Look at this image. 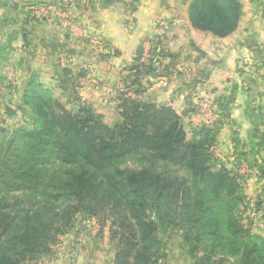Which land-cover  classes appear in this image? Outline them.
Listing matches in <instances>:
<instances>
[{
    "label": "trees",
    "instance_id": "trees-1",
    "mask_svg": "<svg viewBox=\"0 0 264 264\" xmlns=\"http://www.w3.org/2000/svg\"><path fill=\"white\" fill-rule=\"evenodd\" d=\"M241 14L239 0H190L188 7L195 28L219 37L237 28ZM141 52L130 68L136 96L159 67L153 56L162 55L157 45L146 61ZM21 99L24 124L12 137L0 126V264L51 255L81 218L108 227L112 264H160L168 257L163 234L173 232L191 264H264V235L242 222L246 176L213 156L219 107L213 123L192 125L188 137L171 106L137 97H123L113 125L87 105L67 108L35 74ZM257 145L254 152L237 146L233 156L264 180V131Z\"/></svg>",
    "mask_w": 264,
    "mask_h": 264
},
{
    "label": "crops",
    "instance_id": "crops-1",
    "mask_svg": "<svg viewBox=\"0 0 264 264\" xmlns=\"http://www.w3.org/2000/svg\"><path fill=\"white\" fill-rule=\"evenodd\" d=\"M56 1L0 0V106L3 98L22 93L35 74L41 83L55 84V96L67 108L87 105L108 125L119 120L128 95L171 106L190 130L197 102L207 94L221 100L220 106L215 102L221 110L213 147L217 165L234 169L237 146L259 149L252 144L264 131V0H239L238 26L223 37L191 24L190 0H72L65 21L28 16L30 5ZM159 29L164 33L158 35ZM145 39L160 47L161 62L153 77L142 78L145 90L136 96L130 68ZM251 170L245 182L264 184L254 166ZM260 192L248 195L250 200ZM105 229L81 218L51 255L32 264H112L116 245ZM179 251L183 259L166 252L165 264H190L187 252Z\"/></svg>",
    "mask_w": 264,
    "mask_h": 264
},
{
    "label": "rangeland",
    "instance_id": "rangeland-1",
    "mask_svg": "<svg viewBox=\"0 0 264 264\" xmlns=\"http://www.w3.org/2000/svg\"><path fill=\"white\" fill-rule=\"evenodd\" d=\"M143 42V41H142ZM142 44V43H141ZM47 74L49 75H52L51 71L48 72L47 71ZM39 81V80H38ZM45 86L48 87L51 92H52V97L54 98H58L59 100L60 97L59 96H55L57 95L56 91L54 92L53 89L55 87V84L53 82H49V80H45ZM210 97V98H208ZM212 98H214V96H208L207 94H205L202 99H203V104L207 103L208 101H211L212 102ZM63 101H64V98H62ZM201 99V100H202ZM62 101V100H61ZM207 101V102H206ZM2 102V105L0 106V126L2 127H6L8 131L7 133V137H12L14 136L13 135V131L15 130H19L20 127L22 126V124H24V121L22 119V110L18 109L17 105H21V102H22V99H21V93L19 94H16V96L14 95H11L10 97L8 96L7 98H3V100L1 101ZM198 103H202L200 101L197 102V105H198V110H205L206 108V105H203V104H198ZM64 104V102H63ZM208 104V103H207ZM65 105V104H64ZM26 107V106H24ZM28 108V106L26 107V109ZM69 109H72V106H69ZM197 110V111H198ZM193 116H191V122L194 124V125H199V123L202 124V122L204 121V115H200V113H194L192 114ZM217 116V115H216ZM30 123H31V119H30ZM29 122H27V124H30ZM190 128L189 126L187 127V131L188 133L190 132V130L188 129ZM188 137H190V134L188 135ZM261 158L259 157L258 161L260 160ZM137 158H130V161H136ZM138 161V160H137ZM254 168L257 170L256 166L253 165ZM252 166V167H253ZM235 172L242 178L244 176H249L250 174H253V170H251L252 168L249 167L248 163L247 162H241V163H237L235 168H234ZM258 171V170H257ZM258 173V172H257ZM245 178V177H244ZM260 188L261 192H260V196L261 195H264V184H262L261 186H258L257 183H255V179H249L247 182H245V185H244V193L247 195L248 197V203L246 205V209L244 210V213L242 214L243 216V220L242 222L245 224V225H250L252 231L254 233H259L261 235H264V200L261 201L260 203V206L259 208H257L256 206V203H258V197L254 198V200H250L249 196L248 195H253L254 192L256 190H258ZM248 194H247V193ZM152 215V214H151ZM106 228V227H105ZM94 231L96 230V226H94ZM105 233L107 231V233L109 234V230H108V227H107V230L105 229L104 230ZM164 237L167 236V247H166V252H171L176 254L175 256H173V258H178V259H183V257H185V255H182L181 254V251L180 248H182L184 250V254L185 252L187 251V248L184 244H182L183 242H180V237L178 236V232H173V233H165L163 234ZM57 247V246H56ZM176 252H174V251ZM171 255V254H170ZM41 258V257H40ZM172 258V259H173ZM39 259V258H38ZM160 261V264L161 262L163 261V264H165L167 262V260L165 259H159ZM190 264H191V261H193V259H190ZM229 264H233L232 261H230Z\"/></svg>",
    "mask_w": 264,
    "mask_h": 264
},
{
    "label": "built area",
    "instance_id": "built-area-1",
    "mask_svg": "<svg viewBox=\"0 0 264 264\" xmlns=\"http://www.w3.org/2000/svg\"><path fill=\"white\" fill-rule=\"evenodd\" d=\"M72 5V0H58L55 3H35L30 5L27 10L29 11L30 17L36 20L42 19H57L59 21H65L68 17V10ZM158 35L164 33V29L158 30ZM157 45L153 39H145L142 44L141 60L146 61L151 57L152 48ZM153 59H156V56H153ZM207 102V101H206ZM216 101L212 100L203 104L206 105L205 110H198L197 113L204 115V122L211 123L215 120L217 104ZM201 115V116H202Z\"/></svg>",
    "mask_w": 264,
    "mask_h": 264
},
{
    "label": "water",
    "instance_id": "water-1",
    "mask_svg": "<svg viewBox=\"0 0 264 264\" xmlns=\"http://www.w3.org/2000/svg\"><path fill=\"white\" fill-rule=\"evenodd\" d=\"M150 75L153 77V76H154V73H153V72H151V73H150Z\"/></svg>",
    "mask_w": 264,
    "mask_h": 264
}]
</instances>
